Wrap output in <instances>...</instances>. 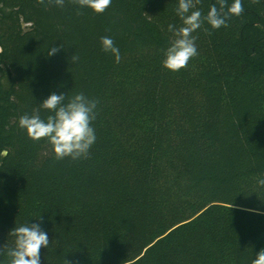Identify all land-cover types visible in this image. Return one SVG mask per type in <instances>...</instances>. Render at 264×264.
Instances as JSON below:
<instances>
[{
  "label": "trees",
  "instance_id": "trees-1",
  "mask_svg": "<svg viewBox=\"0 0 264 264\" xmlns=\"http://www.w3.org/2000/svg\"><path fill=\"white\" fill-rule=\"evenodd\" d=\"M242 2L227 27L204 22L193 33L198 55L173 72L162 62L168 25L181 26L178 0H112L102 14L70 0H0V246L22 224L24 178L43 188L104 154L128 165L120 196L144 208L101 210L95 264H251L264 248V0ZM214 3L197 8L206 15ZM104 36L119 63L102 50ZM52 47L60 50L49 56ZM52 93L98 100L86 158L58 160L18 126ZM51 215L41 204L28 223L46 232ZM54 256L75 264L72 249Z\"/></svg>",
  "mask_w": 264,
  "mask_h": 264
},
{
  "label": "clouds",
  "instance_id": "clouds-1",
  "mask_svg": "<svg viewBox=\"0 0 264 264\" xmlns=\"http://www.w3.org/2000/svg\"><path fill=\"white\" fill-rule=\"evenodd\" d=\"M49 4L63 7L65 0H47ZM81 8L91 9L96 14L104 13L112 3V0H70ZM260 0H251V3H259ZM44 4L45 0H37ZM200 0H178L175 9L181 20V26L168 25V31L173 39L164 50L163 67L169 71L178 72L188 66L189 61L198 55L196 37L193 35L207 22L212 29L227 27V21L232 16H240L244 12L242 0H232L229 5L227 0H216L206 15L197 8ZM219 5V7H217ZM102 50L111 53L116 63L121 60L120 50L111 37H101ZM58 47H52L48 55L58 52ZM78 57L73 55L72 60ZM98 100L89 99L83 93L68 97L61 93L50 94L39 105L40 107L29 115H22L18 120V126L26 131L27 136L33 141L46 140L51 146L56 159L70 157L78 160L86 158L91 146L96 140L94 128L91 126L96 116ZM49 113L42 118L40 110ZM258 184L264 187V177L258 179ZM232 207V205H231ZM13 237L12 246L4 244L0 246V254L7 256V264H41V248H47L50 240L48 234L42 230L39 223H24L16 225L8 234ZM65 264L69 261L65 260ZM251 264H264V248H261Z\"/></svg>",
  "mask_w": 264,
  "mask_h": 264
},
{
  "label": "rangeland",
  "instance_id": "rangeland-1",
  "mask_svg": "<svg viewBox=\"0 0 264 264\" xmlns=\"http://www.w3.org/2000/svg\"><path fill=\"white\" fill-rule=\"evenodd\" d=\"M128 169L110 155L95 154L64 181L39 188L32 178H24L20 188L22 224L28 223L29 215L41 204L49 207L52 214L46 228L50 243L41 248V264H54L58 248L72 249L75 264H95L101 210L106 215H127L144 208L141 201L120 196L119 175ZM77 221H81L79 228Z\"/></svg>",
  "mask_w": 264,
  "mask_h": 264
}]
</instances>
